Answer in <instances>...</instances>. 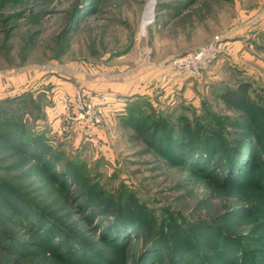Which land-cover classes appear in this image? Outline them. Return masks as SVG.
<instances>
[{
    "label": "rangeland",
    "instance_id": "obj_1",
    "mask_svg": "<svg viewBox=\"0 0 264 264\" xmlns=\"http://www.w3.org/2000/svg\"><path fill=\"white\" fill-rule=\"evenodd\" d=\"M148 4L153 17L141 30ZM215 39L219 53L205 71L219 61L214 75L220 81L212 88L203 80L205 73L194 78L170 66L172 58ZM0 77V97L14 100L5 107L28 126L34 117L48 119L46 126L35 122V131L60 164L72 159L82 164L81 178L57 180L56 169L0 138V181L28 205L49 213L58 229L44 248L50 253H27L15 259L18 264H78L70 258L82 257L80 250L69 247V258L64 249L69 231L114 264H134L146 235L153 234L159 244L148 264H168V246L182 243L184 255L201 247L204 257L222 264L215 255L217 236L208 233L210 240L204 239L201 226L222 229L255 255L264 250L262 191L229 185L217 168L204 172L172 164L150 139L155 123L177 124L184 117L212 126L214 115L225 123L258 120L253 131L261 134L255 142L264 151V0H0ZM190 80L195 82L183 84ZM242 81L249 83L250 114L219 98L222 89ZM255 105L263 113L256 111L252 120ZM258 154L253 151L249 159L262 164L256 175L264 166ZM84 180L106 197L134 195L143 212L132 224L143 234L130 233L121 246L104 244L103 214L87 212L76 199L86 188L80 187ZM10 208L0 199V228L19 235L35 253L40 236L13 224L22 217ZM236 256L238 251L227 264ZM183 258L178 262L195 264Z\"/></svg>",
    "mask_w": 264,
    "mask_h": 264
},
{
    "label": "trees",
    "instance_id": "obj_2",
    "mask_svg": "<svg viewBox=\"0 0 264 264\" xmlns=\"http://www.w3.org/2000/svg\"><path fill=\"white\" fill-rule=\"evenodd\" d=\"M248 90L249 83L242 81L237 83L235 88L222 89L219 98L229 107L240 108L250 114L253 109L250 108L252 104L247 106L249 103L247 101ZM13 101L9 98L0 99V138L10 143L16 152L38 161L47 169H56L57 171L52 175L57 180L68 182L75 178H81L79 172H81L82 164H77L75 159L60 164V160L47 146L43 135L35 131L37 118L34 117L33 125L28 126L19 116L13 114L9 106L5 107ZM254 107L253 117L250 115L252 120L258 118L259 112L263 113L262 108H258L259 105ZM211 120L213 122L212 126L199 124L198 122L191 123L184 117H178L177 124H170L167 121H163L161 124L155 123L153 126L155 129L152 130L150 139L168 156L172 164L186 165L185 167L204 172H211L214 168H217L222 173L223 179H227L229 185H240L243 188L252 185L255 189L264 193V166L259 167L262 168V172L256 175L259 163L253 164L249 160L253 156V151L259 152L258 155L264 157V151L257 150L258 145L255 142V138L257 135L260 136L261 133L258 131L255 134L253 131L254 124H258V120L254 121V124L253 121L248 122L247 119L240 123L234 120H226V123L229 122L235 128L234 133H230L229 128H226L225 118H218L213 115ZM157 127L159 128L158 131L156 130ZM260 128H264V122H262ZM154 135H156V139H154ZM260 165L262 164L258 166ZM254 170L256 172H252ZM85 181L88 182L84 180L83 186L80 185V187L86 186ZM64 184L62 182V186H65ZM96 190V185L86 186L85 190L83 189L82 192L78 193L79 198L76 199L80 201L81 207H86L87 212L93 209L92 213L94 215L100 211L103 214V217L99 218L100 221L103 220L99 223L103 243L107 246H121L130 233L137 232L134 237H140V233L143 234L141 228L136 231L132 224L133 219L135 220L143 212L137 198L134 195H128L123 199L119 195L116 199H113L112 196L106 197L102 191L98 192ZM0 199L3 203L9 205L10 209L16 214L21 212L20 216L22 218L17 221L11 220L13 224L21 226V228H27L30 232L40 236L39 242L35 244V253H31L30 244L24 243L19 235H15L14 232L8 229L0 228V252L4 255L2 257L3 264H18L15 259H19L27 253L40 254L45 252L47 255L49 250L44 248L46 246L47 248L50 247V241L56 239L53 238V235L58 230L56 222L50 214L34 208L32 204V207L28 205L27 201L21 200L19 195L11 190L7 183L2 181H0ZM201 227H203L202 237L204 239L210 240V236H207L208 233L217 236L215 255L217 259H221L222 264L229 263V258L233 256L235 251L236 253L238 251L239 257L236 256V262L230 261L231 264H264V250L255 255L253 251L247 250L242 241L227 234L222 229H213L208 226ZM68 234L69 237L64 239V245L67 242L64 249L67 250L69 258L72 255V251L68 250L69 247L74 248L75 246V249L80 250L82 254V257L71 256L70 261L78 264H114L98 247L83 242L80 238L71 234L70 231ZM146 236L145 246L141 249L138 255L139 258H136L134 264H148L154 261L153 255L158 250L157 246L159 244L158 236L154 234ZM185 246L187 245L184 243L179 247L168 246V264L178 262L182 256L184 257L183 260L187 262L192 260L195 264H217L212 263V260L208 257H204V254L201 253V247L194 249L195 252L193 253L189 251L188 255H186L187 253L184 255L185 250H187ZM207 249H209V245ZM177 264L184 263L180 261Z\"/></svg>",
    "mask_w": 264,
    "mask_h": 264
},
{
    "label": "built area",
    "instance_id": "obj_3",
    "mask_svg": "<svg viewBox=\"0 0 264 264\" xmlns=\"http://www.w3.org/2000/svg\"><path fill=\"white\" fill-rule=\"evenodd\" d=\"M218 42V39H215V41H211L193 52L172 58L169 64L178 72H185L194 78L199 77L217 58L219 53ZM95 122L97 125L98 120Z\"/></svg>",
    "mask_w": 264,
    "mask_h": 264
},
{
    "label": "crops",
    "instance_id": "obj_4",
    "mask_svg": "<svg viewBox=\"0 0 264 264\" xmlns=\"http://www.w3.org/2000/svg\"><path fill=\"white\" fill-rule=\"evenodd\" d=\"M218 64H219V61L215 64V66H213L212 68H211V70H209V71H207V72H205V74H204V77H203V80H204V82H205V84L209 87H213L214 86V84H216V83H218L219 81H220V78H219V76H216V75H214L215 74V72H216V70H218L219 68L218 67H220V65L218 66ZM218 66V67H217ZM218 68V69H217ZM221 68V67H220ZM213 74V75H212ZM0 81H1V77H0ZM198 81V80H197ZM195 81H192V80H190V81H188L187 83H183V84H187L188 86L189 85H191L192 83H194ZM177 84L179 85V86H181V83L180 82H177ZM128 97V96H127ZM3 97H0V99H2ZM125 100H127L126 98H124ZM50 116V115H49ZM46 121L48 122V119H46ZM45 121V122H46ZM45 122H43V121H40L39 120V122H37V120H36V123H38L39 125L40 124H44V126H46V123ZM43 126V127H44ZM83 127V126H82ZM41 128V127H40ZM96 129V128H95ZM79 131H82V130H79ZM94 131V130H93ZM95 133V132H94ZM99 135V134H98ZM81 136H82V133H79L78 134V139H80V140H82V138H81ZM99 138V137H98ZM97 138V139H98ZM83 140H84V138H83Z\"/></svg>",
    "mask_w": 264,
    "mask_h": 264
},
{
    "label": "bare ground",
    "instance_id": "obj_5",
    "mask_svg": "<svg viewBox=\"0 0 264 264\" xmlns=\"http://www.w3.org/2000/svg\"><path fill=\"white\" fill-rule=\"evenodd\" d=\"M152 17H153L152 5L148 4L143 13V18L141 21V30H144V28L151 23Z\"/></svg>",
    "mask_w": 264,
    "mask_h": 264
}]
</instances>
